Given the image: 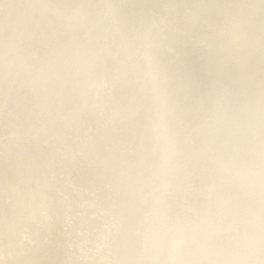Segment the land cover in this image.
Returning a JSON list of instances; mask_svg holds the SVG:
<instances>
[{
  "label": "snow or ice",
  "instance_id": "6c2138e0",
  "mask_svg": "<svg viewBox=\"0 0 264 264\" xmlns=\"http://www.w3.org/2000/svg\"><path fill=\"white\" fill-rule=\"evenodd\" d=\"M0 115V264H264V0H0Z\"/></svg>",
  "mask_w": 264,
  "mask_h": 264
},
{
  "label": "bare ground",
  "instance_id": "6f19581e",
  "mask_svg": "<svg viewBox=\"0 0 264 264\" xmlns=\"http://www.w3.org/2000/svg\"><path fill=\"white\" fill-rule=\"evenodd\" d=\"M129 3H140L143 0H127ZM3 127V116L0 115V133H2ZM66 188L71 191L74 187L78 186V191L76 192V198L73 200L71 206L67 209H63V211L67 212L69 215L77 218V223L72 227L75 229L87 230L89 227V221L94 220L96 226H100L103 223V220L100 216L102 209L98 206L93 209L88 205V201L92 198L91 193L89 191L90 188V180L88 172L85 168H76L70 170L68 174H66ZM63 222L57 225L58 229L62 228ZM4 244V233L3 227L0 225V248L3 247Z\"/></svg>",
  "mask_w": 264,
  "mask_h": 264
}]
</instances>
